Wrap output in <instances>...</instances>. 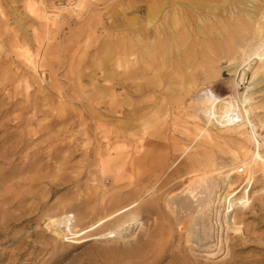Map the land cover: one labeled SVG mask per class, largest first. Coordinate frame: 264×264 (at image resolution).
<instances>
[{
    "label": "rangeland",
    "instance_id": "1",
    "mask_svg": "<svg viewBox=\"0 0 264 264\" xmlns=\"http://www.w3.org/2000/svg\"><path fill=\"white\" fill-rule=\"evenodd\" d=\"M159 1L157 25L166 24L162 16L170 11ZM185 1L193 28L199 17L216 27L239 21L243 12L264 19V0ZM66 2L0 0V264H264V167L247 171L238 164L230 203L236 231L221 226L215 207L193 223L186 197L167 204L187 180L179 171L184 149L187 163L205 156L231 162L235 143L197 136L190 117L209 96L232 88L235 76L218 70L229 54L198 48L179 64L172 51H184L190 40L175 43L155 60L154 73L136 78L145 87L136 91L132 79L122 80L124 61L143 59L133 27L154 18L146 9L155 0H83L76 15L58 9ZM57 9L59 19L46 20ZM263 86L253 95L262 123ZM254 122L264 145V125ZM146 185L152 203L142 194L131 234L80 244L54 235L128 206ZM53 215L65 217L56 230L45 227Z\"/></svg>",
    "mask_w": 264,
    "mask_h": 264
},
{
    "label": "bare ground",
    "instance_id": "2",
    "mask_svg": "<svg viewBox=\"0 0 264 264\" xmlns=\"http://www.w3.org/2000/svg\"><path fill=\"white\" fill-rule=\"evenodd\" d=\"M82 1L67 0L66 4L58 5V9H68L70 11H66L76 15L82 9ZM171 2L173 3L171 4ZM160 3L161 1L155 0L146 9L147 14L151 18L154 17L152 20L150 19L146 22V25L136 24L133 27L135 35L140 36H137L136 46H138L139 50H136L143 59L137 61L136 58L135 62L125 59L122 80L127 81L132 79L131 88H134L136 91L145 89L142 83H136V78L142 79L143 76L149 75L160 66L159 61L155 62V60H160L161 54L164 56L169 54L168 51L171 45L178 42H182L183 44L188 39L190 40V45L184 51L178 48L172 51L174 56L177 57V62L174 60L176 63H182L186 56L198 48H203L206 51L217 49L219 52L225 51L229 54L225 60L221 61L224 63V66L222 68L219 66L218 70L224 74H233L235 76L230 81L232 88L223 96L207 95L209 96L208 100L202 104L198 103L197 113H194L195 115L192 114L190 117L195 121V127L199 130L197 136H204L207 140H214L216 142L220 140L224 143L229 140L235 143L234 148L230 149L231 162L219 165L213 161V158L203 155L205 157H196L187 163L185 160H187L186 157L189 151L187 148L184 149L181 153L180 159L183 160L179 171L182 172L181 177H186L187 180L180 190L169 194L167 204L170 202L171 207H173L176 202L175 199L179 195H182L184 198L186 197L190 203V207H193L194 213L190 219L192 221H196L197 217L199 218L201 214L208 210L211 211L215 207V213L219 215L218 218L221 226L225 225L228 231H236L239 228L234 221L230 203L231 198L236 195L235 187H237L236 182L238 178L235 179L234 177H239L238 174L236 175L238 164L240 163L241 166H244L247 171H250L252 167L255 168L254 171H258L264 167V145L259 141V134L257 133L254 119H257L261 127L264 123L256 115L258 106L253 105L254 91L261 83L264 84V19L262 20V17L254 19L250 14L243 12L244 14L242 13V18L239 21L237 20L235 23L232 21H221V26L216 27V21L199 17L198 19L196 18L193 28V24L187 17L186 9H183V6H181L188 5L189 2L185 0H165V3L170 6V11L164 12L162 16L166 24L157 25L154 19L159 15L160 11H157L159 10V5H161ZM58 9L52 13L50 11L48 15H45L44 11L46 20L57 21L60 16ZM230 26L237 27L238 30L235 34L228 32ZM194 31L195 34H193ZM222 31L225 33L224 35H222ZM24 52L29 59L28 62H32L33 58L29 49ZM124 58H126V55ZM161 63L166 65L165 58H163ZM127 69L129 70L127 71ZM248 72L251 73L250 80L247 76ZM241 85H243V91H239ZM262 89H264V86L258 91ZM212 130L215 132H212ZM142 146L140 143L136 148L139 150L140 148L142 149ZM262 146L261 153L260 149ZM249 179L248 175L245 180L246 183L249 182ZM142 194L149 195V197L147 196L148 198H144L143 202L152 203L150 198L153 192L146 185L132 193V201L128 206L115 208L112 212L99 217L95 223L79 231L69 233L65 228L58 230L59 225L65 220V217L61 215L48 216L45 220V227L52 230L57 229L55 231L56 234H54L55 236L76 244L89 241L113 240L117 234L121 233L122 236V232L127 231L131 234L133 228L135 227L136 229L139 225L138 216L135 211L139 203L142 202ZM139 199L140 201H137ZM237 204L234 206H237ZM151 212L153 213L154 209H151ZM112 220L115 221L112 222ZM193 223L195 222L193 221ZM189 232L191 233L192 230H189ZM189 232L187 231V235ZM117 240L116 238L115 241Z\"/></svg>",
    "mask_w": 264,
    "mask_h": 264
},
{
    "label": "built area",
    "instance_id": "3",
    "mask_svg": "<svg viewBox=\"0 0 264 264\" xmlns=\"http://www.w3.org/2000/svg\"><path fill=\"white\" fill-rule=\"evenodd\" d=\"M60 5H62V4H60ZM240 171H242V170L240 169Z\"/></svg>",
    "mask_w": 264,
    "mask_h": 264
}]
</instances>
